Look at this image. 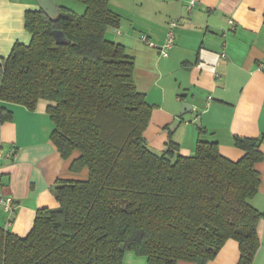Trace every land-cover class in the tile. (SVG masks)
Masks as SVG:
<instances>
[{"label": "trees", "instance_id": "16d2710c", "mask_svg": "<svg viewBox=\"0 0 264 264\" xmlns=\"http://www.w3.org/2000/svg\"><path fill=\"white\" fill-rule=\"evenodd\" d=\"M76 1L82 15L25 12L31 40L0 58V104L32 111L47 102L50 141L62 159L77 155L68 170L87 178L58 179L57 206L37 210L25 237L0 230V264H122L129 251L147 264H206L228 239L238 243L239 264H251L264 215L250 204L261 140L235 138L244 152L236 162L201 139L187 157L171 139L161 154L151 150L144 133L152 107L136 89L134 61L106 38L120 16L109 0ZM11 120L0 105V127Z\"/></svg>", "mask_w": 264, "mask_h": 264}, {"label": "crops", "instance_id": "0c3cea01", "mask_svg": "<svg viewBox=\"0 0 264 264\" xmlns=\"http://www.w3.org/2000/svg\"><path fill=\"white\" fill-rule=\"evenodd\" d=\"M187 1H108L121 21L118 29L107 30L106 38L121 44L133 59L136 89L152 107L144 133L148 147L161 151L171 139L187 157L201 139L216 142L220 155L236 162L244 152L234 139L252 138L261 140L264 153V0H200L190 13ZM34 10L36 0H0V58H6L15 43L29 44L24 15ZM171 20L179 24L169 56L163 58L141 37L160 47ZM0 105L12 112V120L0 127V152L10 156L0 157V192L15 203L11 216L0 206V230L25 237L37 210L57 206L55 182L85 180L87 172H70V160L77 155L62 159L50 141L53 124L47 102L39 101L32 111ZM199 129L205 132L199 134ZM254 167L260 185L250 204L264 214V156ZM256 232L259 248L251 264H264V215ZM122 264L147 260L129 251ZM206 264H239L238 243L228 239Z\"/></svg>", "mask_w": 264, "mask_h": 264}, {"label": "built area", "instance_id": "2783aa9c", "mask_svg": "<svg viewBox=\"0 0 264 264\" xmlns=\"http://www.w3.org/2000/svg\"><path fill=\"white\" fill-rule=\"evenodd\" d=\"M199 2L200 0H188L185 6V10L190 13L193 10V8L198 5ZM178 24H179L178 20H171L168 22L165 39L160 47H156L145 36L141 37V41L148 47L156 49L161 57L166 58L169 56V51L174 45V39H175L174 30L176 29ZM228 24L230 29L234 30L235 28L234 23L231 20L228 21ZM221 56L224 57V54L222 53ZM261 68L264 70V66H262ZM1 156H6L7 158L10 157L9 155L6 154L3 155L0 152V157ZM0 206L3 208L4 212L8 216H11L15 209V203L12 197L3 195L1 192H0ZM10 223L11 221L9 219L7 224L10 225Z\"/></svg>", "mask_w": 264, "mask_h": 264}, {"label": "water", "instance_id": "95a60500", "mask_svg": "<svg viewBox=\"0 0 264 264\" xmlns=\"http://www.w3.org/2000/svg\"><path fill=\"white\" fill-rule=\"evenodd\" d=\"M36 4L38 6V10L42 11L48 18L52 20L56 19L57 16L59 15V7L56 6L52 0H36ZM53 35H54L56 42L58 43L65 42V37L61 32L55 31ZM185 105H182V108Z\"/></svg>", "mask_w": 264, "mask_h": 264}, {"label": "rangeland", "instance_id": "374dc122", "mask_svg": "<svg viewBox=\"0 0 264 264\" xmlns=\"http://www.w3.org/2000/svg\"><path fill=\"white\" fill-rule=\"evenodd\" d=\"M52 1L59 8H64V9L70 10L77 15H82L85 11V6L76 0H52ZM164 148L165 147H163L162 150H164ZM162 150L161 151L154 150V152L159 155L163 152Z\"/></svg>", "mask_w": 264, "mask_h": 264}]
</instances>
